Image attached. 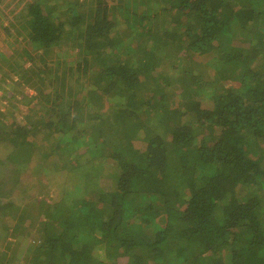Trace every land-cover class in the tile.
I'll return each mask as SVG.
<instances>
[{
    "label": "trees",
    "instance_id": "16d2710c",
    "mask_svg": "<svg viewBox=\"0 0 264 264\" xmlns=\"http://www.w3.org/2000/svg\"><path fill=\"white\" fill-rule=\"evenodd\" d=\"M0 14V264H264V0Z\"/></svg>",
    "mask_w": 264,
    "mask_h": 264
},
{
    "label": "rangeland",
    "instance_id": "374dc122",
    "mask_svg": "<svg viewBox=\"0 0 264 264\" xmlns=\"http://www.w3.org/2000/svg\"><path fill=\"white\" fill-rule=\"evenodd\" d=\"M11 24V22H9L7 19H5L1 14H0V55L1 57H8L10 52H12V50L9 48L8 44H7V41H10V38H8L4 33H3V30H4V27L5 26H9ZM13 40V39H12ZM22 43V42H20ZM173 73V71H172ZM208 79V78H207ZM220 85V84H219ZM218 84L216 85V87L214 88L216 91L220 90V86ZM1 94V93H0ZM107 107V102L105 103V105H103V110H105ZM51 141V140H50ZM49 140H45V141H42V145L43 146H47V144L50 142ZM7 146H3L1 145L0 146V157L1 158H6L7 157V153L8 151L5 150ZM103 163V164H102ZM101 164H97V165H94V164H91V165H88V169H95V168H98L97 166L101 167L104 166L105 169L107 167V163L106 162H102ZM86 170V167L84 168ZM109 170V169H108ZM50 172V170H49ZM51 173V172H50ZM20 180H19V185L24 188L26 190V192L29 194H33L35 193L36 191H38V185L39 183L37 184L34 180V177L31 176L30 177V174L29 173H26L24 172L23 175L20 176ZM45 177V176H44ZM47 179V178H46ZM44 186H46L45 184L40 187L41 190L44 189ZM47 188V187H46ZM48 190V189H47ZM12 239V238H10ZM7 240H4V239H0V252L2 251H5L7 250L8 253H10L12 251V247L10 246V248L8 247L7 248V243H6ZM21 249V247H19ZM19 248L15 251L12 259L15 260V261H18L19 264H24V260L23 258L20 256V250ZM26 264V263H25Z\"/></svg>",
    "mask_w": 264,
    "mask_h": 264
}]
</instances>
